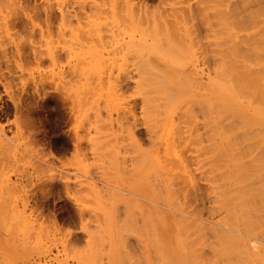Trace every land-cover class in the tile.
<instances>
[{"label":"rangeland","instance_id":"obj_1","mask_svg":"<svg viewBox=\"0 0 264 264\" xmlns=\"http://www.w3.org/2000/svg\"><path fill=\"white\" fill-rule=\"evenodd\" d=\"M221 1L0 0V264L260 263L264 149L240 141L256 126L197 98L227 17L263 78L264 0ZM225 130L253 211L230 197Z\"/></svg>","mask_w":264,"mask_h":264},{"label":"bare ground","instance_id":"obj_2","mask_svg":"<svg viewBox=\"0 0 264 264\" xmlns=\"http://www.w3.org/2000/svg\"><path fill=\"white\" fill-rule=\"evenodd\" d=\"M221 1V0H220ZM212 2V1H211ZM222 2V1H221ZM224 2V1H223ZM204 3H205V1H204ZM209 3V2H208ZM219 3V2H218ZM207 6V5H206ZM220 6H222V5H220ZM228 6V5H227ZM210 8H213L212 6L210 7ZM209 8V9H210ZM218 9V8H217ZM222 10V9H221ZM225 10V9H224ZM212 11V10H211ZM226 11V10H225ZM221 12V11H220ZM223 12V11H222ZM222 12H221V14H222ZM214 13V12H213ZM218 13V12H217ZM225 14V12L223 13V15ZM228 14V13H227ZM223 15H221L222 16V20L223 21H225V19L223 18ZM216 17V16H215ZM218 17V16H217ZM224 17H225V15H224ZM226 17H227V15H226ZM225 17V18H226ZM228 18V21L226 22V26L223 24V23H225V22H223V21H221V24H218V25H222V27H224V28H221V29H223L224 31H222L223 32V34L225 35V39L223 40L224 42L223 43H225V41H226V43L224 44V45H226L225 46V48H226V57H227V59H222L221 61H222V63H221V61H220V65L222 66V67H216V68H218L217 70H219L220 69V73H219V71H217L216 73H213V74H215V75H213L214 77H212L211 78V76L209 75V79H208V84H207V86H206V93H205V96H200L199 98H197V100L198 101H200V102H202V101H205L206 103H207V113H209L208 115H211L212 114V116H213V114H214V116L216 115V116H218V117H221V115L223 114V115H225V117H229V119L231 118V119H234L236 122L238 121V123H239V125L240 124H242V126L243 125H245V124H247V125H249V127L248 128H250V127H253V125H254V127L256 126V128L255 129H257L255 132H251V130L250 129H247V131L246 132H244L243 133V138H242V140H240L242 143L241 144H243L244 145V148L246 147V146H248V145H251V146H254V147H256V148H261L260 150H262V149H264V118H258L257 116H258V114L260 115H263L264 113H262V111L260 112V109H258V108H260L259 106H260V103L259 102H264V76H263V78H262V76H261V74H262V72L260 71V69H259V71H260V73L259 72H257V73H255L254 71H252L251 69H250V64H249V60H248V52L245 54V52H243V49L245 48L244 46L245 45H243L242 44V42L239 40V36H236V33L237 32H234L233 31V29L235 28L234 26V20H229V17H227ZM215 19V18H214ZM219 20H221V17L219 18ZM247 20V19H246ZM214 21V20H213ZM232 21V22H231ZM238 21V20H237ZM236 21V22H237ZM240 21H241V18H240ZM239 21V22H240ZM223 22V23H222ZM238 22V23H239ZM234 25V26H233ZM215 26H216V24H215ZM238 26V25H237ZM219 27H221V26H219ZM234 27V28H233ZM238 28V27H237ZM215 40V39H214ZM219 40V39H218ZM217 40V41H218ZM242 40V39H241ZM239 42H241V44L239 43ZM220 43V42H219ZM223 43H221V44H223ZM221 46V45H220ZM241 46H243L244 48L242 49V47ZM248 47V49H250L249 48V44L247 45V43H246V48ZM248 49H246V50H248ZM221 51V50H220ZM167 57V56H166ZM222 58V57H221ZM160 59V58H159ZM226 60V61H225ZM145 61H147V60H145ZM150 61V60H149ZM151 62V61H150ZM149 62V63H150ZM160 62V61H159ZM226 62V64L224 65V63ZM153 63V62H152ZM146 64V63H145ZM148 64V63H147ZM151 64V63H150ZM149 64V65H150ZM163 64H165V62H163ZM167 64V63H166ZM144 65V64H143ZM146 67H147V65H145ZM223 66H225L224 68H223ZM214 69V68H213ZM171 70V69H170ZM214 71V70H213ZM216 71V70H215ZM214 71V72H215ZM168 72H169V70H168ZM263 73H264V70H263ZM159 75H161V74H159ZM166 76V75H165ZM174 76V75H173ZM169 78V77H168ZM167 78V79H168ZM176 78V77H175ZM160 79H162L161 77H160ZM165 80H166V78H165ZM163 85V84H162ZM170 85V84H169ZM153 88V87H152ZM171 88V87H170ZM159 89V88H158ZM161 90H163V89H166V88H160ZM168 89V88H167ZM167 89H166V91H167ZM163 92V91H162ZM165 92V91H164ZM172 92V91H171ZM166 93V92H165ZM166 94H168V92L166 93ZM169 95V94H168ZM164 96L165 97H168L167 95H165L164 94ZM170 97H171V94H170ZM197 97V96H196ZM169 98V97H168ZM166 99V98H165ZM254 100V101H253ZM262 102V103H263ZM257 103H259V105L257 104ZM217 104V105H216ZM264 104V103H263ZM251 108V109H253V107L255 106V110H251V109H249L248 108V106ZM215 106H217V107H215ZM252 106V107H251ZM262 108H264L263 106H262ZM258 109V110H257ZM264 111V110H263ZM206 113V112H205ZM204 115V114H203ZM207 116V115H206ZM205 116V117H206ZM207 118H208V116H207ZM207 118H206V121H207ZM238 119V120H237ZM212 120V119H211ZM211 120H209V122H211ZM230 121V120H229ZM208 122V121H207ZM207 124H209V123H207ZM211 124V123H210ZM247 125L245 126V127H247ZM241 125H240V127H239V129H245L244 127H242ZM212 127V126H211ZM215 127V126H214ZM216 129V128H215ZM235 129V128H234ZM238 129V130H239ZM242 129L240 130V131H242ZM233 130V129H232ZM231 130V131H232ZM237 130V131H238ZM233 131H235V130H233ZM239 131V132H240ZM245 131V130H244ZM251 133H250V132ZM225 133H227V131L225 130L224 131ZM230 132V131H229ZM229 132L227 133V135L224 137V140H222V141H224L225 143V149H224V152L223 153H225V154H223V155H225V161H223V162H225L226 163V165H228V166H226V172H228L229 170V172H231V173H233V175H231L230 176V174L229 173H227L226 175L228 176H226L227 177V179L229 178V177H232L233 179L232 180H229V183L231 184V186H232V183L234 184L235 183V186H233L232 188H233V192L231 191L230 193H232L233 195H234V197L231 195L230 197H232V198H234V199H237V201H238V203H237V201L236 200H234V199H231L229 196H227V197H229L230 198V200H232V201H230V200H228L227 198H226V200L227 201H230L229 203H233L234 201L237 203V204H240L241 202H242V204H244L245 203V201L243 200V199H246V200H248L247 201V203H245V205H244V207L248 204V202H252V201H250V200H254V198L255 197H252L256 192H253V194L251 193V191H248V189L245 191L244 190V188H243V186H242V183H243V185H244V181H245V179H247L246 178V176L248 177V175H247V172L245 171L246 169H247V167L248 166H246V165H243V164H246V162L245 163H243V160L241 159L242 158V156H241V151L239 152V151H237L236 153H234V152H232L233 151V149L234 148H230V145L232 146V141H231V138H229V136H228V134H229ZM249 132V134H247ZM223 133V132H222ZM214 134V133H213ZM250 134H253L252 135V137L251 136H248V135H250ZM237 135H239V133L237 134ZM236 135V136H237ZM247 136V137H246ZM223 137V136H222ZM215 140V139H214ZM212 143V142H211ZM215 143V142H214ZM218 143V142H217ZM236 143H238V142H236ZM230 144V145H229ZM212 145H214V144H212ZM215 145H216V143H215ZM215 145L214 146H212L213 148L215 147ZM246 145V146H245ZM236 147V146H235ZM243 146H241L240 147V150L242 149V151L243 150H245V149H243L242 148ZM215 149V148H214ZM217 149V148H216ZM221 148H219L217 151H219ZM228 149V152H226V150ZM235 149H237V148H235ZM250 149V148H249ZM221 151H222V149H221ZM239 152V153H238ZM244 152V151H243ZM250 152H251V149H250ZM219 153H221V152H219ZM238 153V154H237ZM245 153V152H244ZM263 153V152H262ZM243 154V153H242ZM261 154V153H260ZM246 155V154H245ZM261 155H263V154H261ZM261 155L260 156H258V157H261ZM212 156V155H211ZM215 155H213V157H214ZM222 158H223V156H222V154L220 155ZM240 156V157H239ZM254 156V155H253ZM264 156V155H263ZM243 157H245V156H243ZM255 157V156H254ZM253 158V157H252ZM214 159V158H213ZM216 159H217V157H216ZM223 159V160H224ZM250 159V158H249ZM254 159V158H253ZM252 159V160H253ZM258 159V158H257ZM261 158H259L258 160H260ZM264 159V158H263ZM212 160V159H211ZM248 160V159H247ZM254 160H256V159H254ZM257 160V161H258ZM248 161H250V160H248ZM220 162V161H219ZM264 161L263 160H261L260 162H256V165H257V163H263ZM221 163H222V161H221ZM250 163H251V161H250ZM250 163H248V164H250ZM213 164V163H212ZM223 164V163H222ZM221 164V165H222ZM255 164V163H254ZM225 165V164H224ZM223 165V166H224ZM251 166H252V163L250 164ZM213 166V165H212ZM246 166V167H245ZM258 166V165H257ZM221 167V166H220ZM229 167V169H227ZM245 167V168H244ZM258 167H260V166H258ZM216 168V167H215ZM224 168V167H223ZM231 168H233L232 169V171H231ZM249 169V168H248ZM251 169V168H250ZM261 169H264V166L262 167L261 166V168H260V170ZM253 170V168L251 169V171ZM256 170L257 169H255L254 171V173L253 172H250V173H252V175H254L255 176V174H257L256 173ZM264 171V170H263ZM263 171H261L262 173H264ZM224 173H226L225 171H223ZM257 172L261 175L262 173H260L259 172V169L257 170ZM251 175V176H252ZM263 176H264V174H262ZM245 176V179L243 178ZM250 176V175H249ZM253 176V177H254ZM259 176V175H258ZM261 177V176H260ZM249 178V177H248ZM263 178L264 177H262V180H263ZM231 179V178H230ZM251 179V178H250ZM257 179V178H256ZM259 179V178H258ZM244 180V181H243ZM242 181V182H241ZM248 181V180H247ZM227 182V181H226ZM241 182V185L239 184ZM251 182V181H250ZM257 182V181H256ZM258 182H260L259 180H258ZM263 182V181H262ZM228 183V184H229ZM246 183V182H245ZM245 185H247V184H245ZM258 185V184H257ZM260 185V184H259ZM248 186H250V185H248ZM261 186V185H260ZM252 187V186H251ZM250 187V188H251ZM256 187V186H255ZM258 187V186H257ZM262 187V186H261ZM7 188V187H6ZM235 188V189H234ZM238 188V189H237ZM246 188V187H245ZM249 188V187H248ZM264 188V187H263ZM232 190V189H231ZM251 190V189H250ZM255 191L257 190L258 191V189H254ZM263 190V189H262ZM253 191V190H252ZM261 192V191H260ZM259 192V193H260ZM230 193H228V194H230ZM236 193V194H235ZM239 194V195H238ZM257 195V194H256ZM262 195V194H261ZM261 195H259L258 194V196L260 197ZM255 196V195H254ZM241 197V198H240ZM264 197V196H263ZM241 200H243L244 201V203H243V201H239L240 199ZM260 198H262V197H260ZM255 199H258V198H255ZM225 200V201H226ZM260 201V200H259ZM258 201V202H259ZM235 202H234V205H235ZM240 202V203H239ZM261 202V201H260ZM228 203V202H227ZM231 203V204H232ZM254 203V202H253ZM242 204H240V209H242V208H244V207H241V205ZM256 204V203H255ZM226 205V204H225ZM230 205V204H229ZM251 205V204H250ZM249 205V206H250ZM254 204H252V206H253ZM257 205V204H256ZM261 205V204H260ZM227 206V205H226ZM226 206H224V207H222V208H225ZM235 206H237V205H235ZM235 206H233V208H237V207H235ZM248 206V205H247ZM248 206V207H249ZM228 207V206H227ZM232 208V205L231 206H229L228 208ZM259 206H257V208H258ZM261 207V206H260ZM239 208H238V210H239ZM253 208H254V206H253ZM249 209L251 210L252 208H250L249 207ZM226 211H228L227 209H225ZM235 210V209H234ZM248 210V209H247ZM250 210H248V211H250ZM255 210V209H254ZM261 210V209H260ZM263 210H264V207H263ZM231 211H232V209H231ZM230 211V212H231ZM237 211V210H236ZM245 211V210H244ZM252 211H253V209H252ZM252 211H250L251 213H252ZM257 211H259V209L257 210ZM230 212H229V214H230ZM240 212V211H239ZM238 211H237V213H239ZM247 212V211H246ZM255 212V211H254ZM253 212V213H254ZM262 212H264V211H262ZM233 213V212H232ZM235 213V212H234ZM234 213L233 214H231V216L232 215H234ZM241 213H243V212H241ZM240 213V214H241ZM251 213L249 214V215H251ZM256 213V212H255ZM226 214V213H225ZM224 214V215H225ZM228 214V213H227ZM227 214H226V216H227ZM244 214V213H243ZM247 214V213H246ZM239 215V214H238ZM242 215V214H241ZM245 215V214H244ZM230 216V215H229ZM243 216V215H242ZM246 216V215H245ZM256 216V215H255ZM231 218V217H230ZM232 218H234V216H232ZM252 218V217H251ZM253 218H254V216H253ZM234 219H236V218H234ZM240 219H241V217H240ZM245 219V218H244ZM247 219V218H246ZM230 220V219H229ZM232 220V219H231ZM238 220H239V218H238ZM264 220V219H263ZM228 221V220H227ZM245 222H246V220H244ZM248 221H250L249 219H248ZM239 222V221H238ZM252 222V221H251ZM233 223V222H232ZM242 223H243V220H242ZM228 224V223H227ZM245 224V223H244ZM231 225V224H230ZM233 225H234V223H233ZM237 225V224H236ZM246 225H244V227H245ZM234 227V226H233ZM232 227V228H233ZM234 229V228H233ZM238 229V228H237ZM243 229V228H242ZM247 231V230H246ZM235 235V234H234ZM227 235H225L224 236V238L226 237ZM230 236V233L228 234V236L227 237H229ZM232 237H234L233 235H231ZM231 236H230V240H229V238H227V241L226 242H232V240L231 239H234V238H231ZM235 241V240H234ZM233 241V242H234ZM237 241V240H236ZM225 242V241H224ZM223 242V243H224ZM226 242H225V244H226ZM228 242V243H229ZM233 242L232 243H230V244H233ZM247 242V241H246ZM185 243V242H184ZM245 243V242H244ZM229 244V245H230ZM236 244V243H235ZM247 244V243H246ZM228 245V244H227ZM240 245V244H239ZM238 245V247H240L239 249H238V247L235 245L234 247L236 248V250L235 251H233V252H235L236 253V251H237V249L238 250H240L241 249V247L242 246H239ZM231 246V245H230ZM245 246V245H244ZM243 246V247H244ZM225 247H226V245H225ZM246 248H247V245L245 246ZM248 247H250V246H248ZM229 247L227 246V249H228ZM233 248V246L231 247V249ZM226 249V250H227ZM231 249H230V251H229V253L231 252ZM234 249V248H233ZM243 250H245L244 248H242ZM264 249V248H263ZM262 249V250H263ZM258 250V249H257ZM246 251V250H245ZM244 251V252H245ZM238 252V251H237ZM240 252V251H239ZM238 252V253H239ZM243 252V251H242ZM243 252V253H244ZM258 252V251H257ZM260 252V251H259ZM227 253V252H226ZM237 253V254H238ZM241 253V252H240ZM239 253V254H240ZM242 253V254H243ZM234 254V253H233ZM230 255V254H229ZM232 255V254H231ZM241 255V254H240ZM236 256V255H235ZM184 258H185V256H184ZM246 259L248 258V257H245ZM236 259V258H235ZM238 259V261L239 260H241V256H239V258H237ZM249 259V258H248ZM261 260L262 259H264V257L263 258H260ZM259 259V260H260ZM244 259L242 258V261H243ZM257 261L258 263L260 262L261 263V261ZM179 261V260H178ZM183 261V260H182ZM185 261V260H184ZM186 261H187V259H186ZM249 261V260H248ZM236 262V261H235ZM239 262H241V261H239ZM263 263H261V264H264V261H262ZM244 263V262H243ZM259 263V264H260ZM184 264V263H183ZM239 264H242V262L241 263H239ZM247 264V263H246ZM252 264V263H251Z\"/></svg>","mask_w":264,"mask_h":264}]
</instances>
